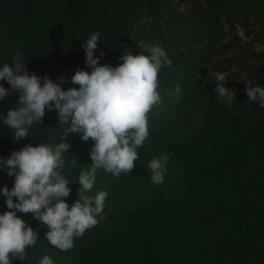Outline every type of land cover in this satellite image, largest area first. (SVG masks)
<instances>
[{
    "label": "trees",
    "instance_id": "trees-1",
    "mask_svg": "<svg viewBox=\"0 0 264 264\" xmlns=\"http://www.w3.org/2000/svg\"><path fill=\"white\" fill-rule=\"evenodd\" d=\"M245 1H259L264 5V0H218L217 3L224 9L225 20L229 21L232 9L238 2ZM227 5L230 10H227ZM92 9H95L93 0H0V67L5 63L11 66L13 56L19 51L26 68L40 76L41 83L47 75L65 90L78 87L71 83L74 72L77 69L91 71L85 65V58L74 55L73 51L78 47L71 49L72 54L67 52L57 58L49 56V43H54L59 37L58 32L65 30V38L71 43L69 45L75 46L85 23H92ZM183 20L186 27L195 24L193 30L197 27L203 32L204 66L200 73L207 77H211L208 70L225 73L227 69H219L212 61V56L225 53L233 44V38L226 41L219 11L209 0H196ZM151 25V31H154L157 24L152 22ZM54 26L59 31L47 37L45 32ZM112 26L117 41L132 42L129 29L117 23ZM174 29L165 27V35L179 37ZM263 34L264 29L260 32V35ZM101 52L104 53L102 59L124 54L123 51L94 50L97 57ZM257 84L264 87V79ZM0 85L10 87L5 81H0ZM214 88L208 91L209 107H214L217 101L224 103L216 98ZM16 103L15 92L0 100V157L6 159L12 150H19L26 144L57 145L60 142L63 129L58 125V115L55 110L47 109L42 123L29 127L28 138L13 140V130L3 123V118L9 108L16 107ZM250 114L253 125L245 131L244 120L247 116L238 96L231 107L225 103L219 106L215 112L216 120L212 122L216 130L210 131L206 140L196 146L195 153L186 144L165 146L194 175L182 178L186 191L196 195L215 216L205 212L198 215L189 213L186 203L177 206L158 192L148 204H140L129 214L130 228L125 236H112L101 247L95 244L98 243V228L102 223L99 214L94 227L86 230L82 236L74 237L71 249L61 251L46 240V226L31 213L18 212L17 215L38 233V239L34 246L26 248L25 260L14 259L12 264H39L45 255L53 260V264H69L71 261L78 264H179L181 258L199 249V228L211 224H217L214 229L216 246L204 264H264V178H259L260 174L264 176V108L255 102ZM71 154L64 155L68 161L65 168L69 167ZM257 166L260 167L259 173H253ZM64 170L63 175L71 188L65 200L71 206L76 201L80 185L78 179H69ZM13 182L14 177L0 170V188L7 186L10 190ZM5 199L0 194V213L8 211ZM106 209L103 208L102 212Z\"/></svg>",
    "mask_w": 264,
    "mask_h": 264
},
{
    "label": "clouds",
    "instance_id": "clouds-1",
    "mask_svg": "<svg viewBox=\"0 0 264 264\" xmlns=\"http://www.w3.org/2000/svg\"><path fill=\"white\" fill-rule=\"evenodd\" d=\"M171 6L176 7L175 2ZM98 37L99 33L93 32L83 45L85 65L91 71L74 72L71 83L78 87L65 90L47 75L41 83V77L26 68L19 51L11 66L5 63L0 67V81L10 86L0 85V100L13 92L17 94L16 107L9 108L3 118V123L13 130V140L28 138L29 127L42 123L46 109L56 111L58 125L63 129L57 145L26 144L12 150L6 159L0 157V170L14 177L10 190L7 186L0 188L8 209L0 213V264L25 260L26 248L34 246L38 239V233L18 212L31 213L46 226L45 238L51 246L61 251L71 249L74 237L94 227L104 208L106 191H98L94 197L85 195L94 187L97 170L117 177L129 174L140 158L138 149L149 135L148 114L161 103L158 73L162 66L170 67L172 61L161 47L141 41V51L133 54L126 50L119 57L118 66L101 65L99 60L104 53L94 56ZM208 74L224 82L217 83L213 91L217 99L231 107L237 92L224 86L226 75L210 70ZM245 83L243 91L247 98L264 108V87ZM175 91H181L178 84ZM71 133L79 134L85 142L91 139L93 144L89 153L91 164L79 173L78 199L70 206L65 198L71 188L63 170L68 163L64 155L70 147L65 138ZM168 160L165 153L148 162L152 183L164 182ZM71 163L75 165L76 161L71 159ZM39 264H53V260L45 255Z\"/></svg>",
    "mask_w": 264,
    "mask_h": 264
},
{
    "label": "rangeland",
    "instance_id": "rangeland-1",
    "mask_svg": "<svg viewBox=\"0 0 264 264\" xmlns=\"http://www.w3.org/2000/svg\"><path fill=\"white\" fill-rule=\"evenodd\" d=\"M93 1L95 9L90 10L92 23H85L84 30L78 36L79 42L75 46L69 45L71 43L65 38L67 35L65 30L59 31L54 26L45 32L47 37H52L57 30L59 31L56 41L49 43V56L61 58L67 52L72 54L71 49L78 47L73 51L74 55L85 58L83 45L93 32H97L99 41L96 49H102L105 52L128 50L137 54L141 51L139 44L143 41L146 44L161 47L172 61L170 67L165 65L159 70L161 103L148 114L149 135L143 146L138 149L140 158L135 162L134 169L129 174L121 173L118 177L106 173L103 169H98L94 187L87 192L88 196L93 197L98 191L108 193L104 201V208L107 209L101 213L102 223L98 228L99 239L95 244L101 247L112 236L117 238L125 236L130 228L129 214L140 204H148L152 196L158 192L177 206L186 203V210L189 213L198 215L205 212L215 216L201 204L196 195L186 191L181 180L183 177L194 175L165 147L167 144H186L195 153L196 146L204 142L207 134L214 130L212 122L216 120L215 112L219 106L224 105L221 101H217L213 104L214 107H209V88L224 82L200 73L204 66L203 32L197 27L193 30L192 26L195 27V24L187 27L184 25V16L196 0ZM209 1L219 11L226 33V41L233 38L232 48L219 56H212V61L219 69H227L224 73L226 75L224 86L235 89L236 97L240 96L247 116L244 120V129L248 131L253 125V117L250 113L255 102L247 98L243 89L246 86L245 82H250L254 86L264 79V34L260 35L261 30L264 29V5L259 1L238 2L228 17L229 21H226L223 15L224 9L220 8L218 0ZM173 2L176 7L171 6ZM226 8L230 10L228 5ZM180 9L183 10L181 14L178 13ZM152 22L157 24L154 31H151ZM115 23L131 31V43L116 40V33L112 26ZM165 27L175 28L174 31L178 32L179 37L172 38L165 35ZM48 32L51 33L48 34ZM65 44L68 45L65 46ZM94 56L97 57L96 54ZM99 63L115 67L121 61L117 55L108 59L100 58ZM177 84L181 89L179 93L175 91ZM209 110L215 112L211 113ZM65 142L70 143L66 154L72 153L71 158L76 161V164L73 165L70 162L64 172L68 173L69 179L76 180L79 173L87 170L88 165L91 164L89 153L93 141L91 139L87 142L82 141L79 134L71 133L67 135ZM165 153L169 157L166 164L167 172L164 182L156 185L150 179L151 172L147 164L151 159ZM259 168L255 167L253 173H259ZM259 178H264L263 174H260ZM216 225L211 224L199 228L201 234L199 249L181 258L179 264H204L207 261L215 251L214 229ZM71 262L69 264H78Z\"/></svg>",
    "mask_w": 264,
    "mask_h": 264
}]
</instances>
